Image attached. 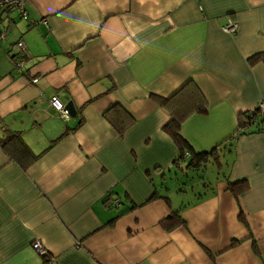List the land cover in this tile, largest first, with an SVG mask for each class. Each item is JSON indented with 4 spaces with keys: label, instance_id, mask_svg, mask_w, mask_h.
Listing matches in <instances>:
<instances>
[{
    "label": "crops",
    "instance_id": "0c3cea01",
    "mask_svg": "<svg viewBox=\"0 0 264 264\" xmlns=\"http://www.w3.org/2000/svg\"><path fill=\"white\" fill-rule=\"evenodd\" d=\"M25 10L1 15L0 137L18 131L40 155L22 168L0 146V264H264V126L218 145L241 111L264 104V0H26ZM192 85L205 110L180 132L195 151L218 145L220 166L212 156L177 166L163 129L159 98L184 90L187 101ZM191 171L203 175L170 191L168 176ZM176 210L184 224L166 228Z\"/></svg>",
    "mask_w": 264,
    "mask_h": 264
},
{
    "label": "trees",
    "instance_id": "16d2710c",
    "mask_svg": "<svg viewBox=\"0 0 264 264\" xmlns=\"http://www.w3.org/2000/svg\"><path fill=\"white\" fill-rule=\"evenodd\" d=\"M1 20V17H0ZM21 56L24 54L20 50ZM256 57H260V54H254L249 58V61H254ZM184 92V90H183ZM182 91L177 92L170 96V98H159V102L170 112V119L164 124L163 129L172 137L176 145L178 146L179 153L177 159H175V163L178 166L180 163L179 160H183L188 157L186 168L196 169L200 167V165L212 156L213 162H215L218 166H220V157L218 154L217 148L218 145H223L224 143L232 144L233 140L242 134L260 131L264 126V112H261L258 105L252 110H244L238 114L237 117V128L233 135L229 136L226 140L214 146L210 150L207 151H195L190 143L182 136L180 129L182 121L194 111H204L205 107L202 105V96L200 91L194 85L191 88L187 89L186 94L190 96V99L185 101L183 97L179 96L180 94H184ZM174 98V99H173ZM196 102L194 105H191V102ZM168 102H171L170 104ZM115 107V106H113ZM115 108L107 109L104 112V116L109 120V122L119 131L122 132L123 129L120 127V122L117 121V117L113 114ZM129 119V124L130 120ZM253 129H249L253 127ZM68 129L63 131L55 140L62 137L66 134ZM5 135L0 137V146L4 150V152L13 160H15L22 168H27L31 163H33L40 154H36L32 151V149L26 144L23 140L21 134L18 131L6 129ZM53 140V141H55ZM207 161V160H206ZM246 181L245 180H237L234 182H228V188L232 190L233 194L237 197V195L245 189ZM155 196V195H153ZM152 196V197H153ZM114 200H117L118 203H115ZM105 204L117 206L119 204L118 198H113L109 196L105 197ZM125 213V212H123ZM119 213L117 216L123 214ZM241 221L245 223V219L242 215H239ZM169 220V225H166V228L173 227L174 225L184 224V220L182 219L179 211H173L171 215L167 217ZM43 258L45 261H48L49 254L47 252L43 253Z\"/></svg>",
    "mask_w": 264,
    "mask_h": 264
},
{
    "label": "built area",
    "instance_id": "2783aa9c",
    "mask_svg": "<svg viewBox=\"0 0 264 264\" xmlns=\"http://www.w3.org/2000/svg\"><path fill=\"white\" fill-rule=\"evenodd\" d=\"M25 1L26 0H0V17L2 14L9 13L12 11H17L23 17H26ZM0 22H1V20H0ZM222 28L224 31L230 32V31H234L235 25L233 24V22L228 21ZM4 36H5V29L3 28L0 30V38H3ZM17 46L21 50V52L23 53V50H24L23 43L21 41H18ZM24 64H25V57L21 56V54H20L19 57H17L14 60V70L17 73H21L23 70ZM37 80H38V77H34L33 79H31V83H35ZM50 104L55 109H57L62 114V116L68 117V112L64 108L63 102L57 96H52L50 98ZM258 107H259L261 112H264V104L263 103H260L258 105ZM114 202L118 203L117 200H114ZM32 246L37 251H39L41 254L46 252L45 248L37 240L32 243Z\"/></svg>",
    "mask_w": 264,
    "mask_h": 264
},
{
    "label": "rangeland",
    "instance_id": "374dc122",
    "mask_svg": "<svg viewBox=\"0 0 264 264\" xmlns=\"http://www.w3.org/2000/svg\"><path fill=\"white\" fill-rule=\"evenodd\" d=\"M183 166H185V164H183ZM213 168V169H212ZM210 169H212V171L214 172V178H215V173H217V170L215 168V166L213 165V167L210 166ZM187 176H185V174H183L182 172H176V175L174 173H172L170 176H168L167 178V185L170 189V191H174V189L178 186V181L180 180H184L186 177H188L189 179V176H192L194 178V180L197 178H200L203 174H202V171L198 172V171H191L190 173L189 172H186ZM213 179V178H212ZM196 184V182H195Z\"/></svg>",
    "mask_w": 264,
    "mask_h": 264
},
{
    "label": "water",
    "instance_id": "95a60500",
    "mask_svg": "<svg viewBox=\"0 0 264 264\" xmlns=\"http://www.w3.org/2000/svg\"><path fill=\"white\" fill-rule=\"evenodd\" d=\"M63 104H64V108L68 112V116H72L73 117V116L76 115V109H75V106L73 105L71 100H67V102L63 103Z\"/></svg>",
    "mask_w": 264,
    "mask_h": 264
}]
</instances>
